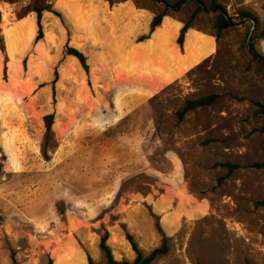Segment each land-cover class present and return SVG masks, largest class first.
<instances>
[{
  "label": "rangeland",
  "instance_id": "obj_1",
  "mask_svg": "<svg viewBox=\"0 0 264 264\" xmlns=\"http://www.w3.org/2000/svg\"><path fill=\"white\" fill-rule=\"evenodd\" d=\"M218 2L237 24L217 41L201 15L181 49L170 26L189 21L188 5L139 42L159 9L151 0H0V264H106L105 232L117 261L136 258L130 234L145 254L168 239L153 264H264V169L250 167L264 163V72L240 24L241 12L264 23V0ZM34 4L62 16L43 14L38 43ZM209 95L220 98L179 122Z\"/></svg>",
  "mask_w": 264,
  "mask_h": 264
},
{
  "label": "trees",
  "instance_id": "obj_2",
  "mask_svg": "<svg viewBox=\"0 0 264 264\" xmlns=\"http://www.w3.org/2000/svg\"><path fill=\"white\" fill-rule=\"evenodd\" d=\"M10 3H15L19 0H6ZM38 1V0H34ZM111 7H113L117 0H108ZM209 5L207 6L203 0H181L180 2L170 6L168 4H160L157 0H151L154 5H158L159 9L157 14L154 16L151 25L150 31L148 35L142 36L139 38V42H144L146 40L151 39V36L155 33V31L161 27L163 21L166 17L171 14H175L179 12L183 6L188 5L192 8V15L189 21L184 23V26L180 30L179 38L177 40V45L183 49L186 37L189 30L192 29L194 22L198 17L201 15H210L214 17V21L212 23V30L215 34L216 40L219 41L224 34V32L232 29L237 23L233 17L227 15L226 9L218 2V0H208ZM31 12L37 15V25H38V35L36 37L35 43L40 42L44 38V29L42 25L43 14L45 12H50L55 14L57 17L62 18L61 14L57 11L53 10L52 5L47 4L42 7H39L38 4H34L31 7ZM241 20L240 24L246 25L248 28L247 31V38L248 41V51L249 55L252 57V60L257 63V65L262 69L264 72V56L259 53L257 49V44L260 41L264 40V23H261L258 19H255L251 14L247 12H241L240 14ZM1 19V15H0ZM0 46L4 51L3 47V38L0 33ZM65 55L74 57L80 63L83 70L86 72L87 75L90 74V67L88 65L87 57L77 48L70 47L67 45L65 49ZM6 74V70H5ZM55 80L53 82L54 85V93H55V84L58 81L59 75L58 72L55 73ZM220 98L219 95H209L197 100L188 101L184 107H182L179 112L177 113V117L179 122H182L185 117L194 111H197L200 108L210 107L216 103V101ZM256 107L255 116L263 121L264 124V105L259 102L254 103ZM45 126H46V135L44 139V147H43V154L47 156L49 149L52 148L50 141L52 140L53 136V125L55 121V115L49 114L45 117ZM264 130V126L263 129ZM218 166L226 168L228 173L231 174L234 170L239 169L240 167L237 165H231L229 163L219 164ZM256 169H264V163H256L250 166ZM258 207L264 206V200L258 202L256 204ZM59 213L65 219L66 211L64 208V203L59 204ZM160 232L162 229L159 227ZM109 233L105 232V234L101 238L100 242V249L105 256L106 264H153L158 258L166 256L170 252L169 241L166 237L163 238L162 244L160 247L152 250L150 253L145 254L135 242L132 235L127 234V239L131 243L133 251L136 254V258L133 262L129 261H117L112 253L110 246L108 245L109 240ZM14 263L16 262L13 259ZM52 264V263H50ZM89 264H95L93 259L89 257Z\"/></svg>",
  "mask_w": 264,
  "mask_h": 264
},
{
  "label": "crops",
  "instance_id": "obj_3",
  "mask_svg": "<svg viewBox=\"0 0 264 264\" xmlns=\"http://www.w3.org/2000/svg\"><path fill=\"white\" fill-rule=\"evenodd\" d=\"M167 18V17H166ZM165 20V19H164ZM163 24H164V21H163ZM163 24L161 25V27H159L158 29H161L162 28V26H163ZM182 27H183V25H181L180 23H178V22H173L172 23V25L170 26V28H173V29H176L177 28V30H178V32L182 29ZM189 31H191V30H189ZM189 33V32H188ZM188 35V34H187ZM186 39H187V37H186ZM186 43V42H185ZM185 46V45H184ZM208 51V47H206L205 49H203L202 50V52L200 53V55L199 56H201L202 58H204L205 57V53ZM210 53H208L207 55H209ZM206 55V56H207Z\"/></svg>",
  "mask_w": 264,
  "mask_h": 264
}]
</instances>
